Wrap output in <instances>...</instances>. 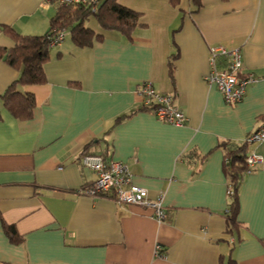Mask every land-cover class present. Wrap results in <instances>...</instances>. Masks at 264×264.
Instances as JSON below:
<instances>
[{
  "label": "crops",
  "instance_id": "obj_1",
  "mask_svg": "<svg viewBox=\"0 0 264 264\" xmlns=\"http://www.w3.org/2000/svg\"><path fill=\"white\" fill-rule=\"evenodd\" d=\"M117 1L139 14L130 37L89 15L102 38L80 48L66 29L45 82L21 87L35 96L30 118L0 103V264H264V137L248 146L260 161L242 177L232 231L222 145L241 143L264 116V0ZM43 3L0 0V26L47 33L59 5ZM13 45L0 28V47ZM211 45L239 49L256 77L236 104L206 80ZM18 74L0 58V94ZM146 81L173 94L185 124L143 109L136 87ZM85 152L125 163L133 184L161 196L163 220L81 193L95 178Z\"/></svg>",
  "mask_w": 264,
  "mask_h": 264
},
{
  "label": "trees",
  "instance_id": "obj_2",
  "mask_svg": "<svg viewBox=\"0 0 264 264\" xmlns=\"http://www.w3.org/2000/svg\"><path fill=\"white\" fill-rule=\"evenodd\" d=\"M196 8L200 0H192ZM94 15L99 26L104 30H115L130 37L132 30L138 24L139 14L117 0H104L96 12H90L86 6L59 5L56 14L50 19L49 31L42 35H22L9 26H0L14 41L11 48L0 47V58L7 64L18 69L17 78L0 94V103L17 119H28L32 116L36 101L33 93L22 91L25 85L42 84L45 82L43 64L49 58V42L47 35H53L59 29H68L73 43L80 47H90L94 41L102 38L85 24L89 15ZM172 77V65L169 63ZM144 109V108H143ZM146 110V109H144ZM264 122V116L260 123ZM224 147V171L228 179L227 230L232 231L237 226L236 212L238 208V188L245 173L252 171L245 163L248 154V144L222 143ZM3 229L13 242L20 240L14 227L3 222Z\"/></svg>",
  "mask_w": 264,
  "mask_h": 264
},
{
  "label": "built area",
  "instance_id": "obj_3",
  "mask_svg": "<svg viewBox=\"0 0 264 264\" xmlns=\"http://www.w3.org/2000/svg\"><path fill=\"white\" fill-rule=\"evenodd\" d=\"M56 2L62 6H86L90 12H96L103 0H44L45 5ZM66 29H59L53 35H47L49 47L62 43ZM209 73L206 76L208 83L215 85L227 104H236L242 100L247 87L256 80L253 73H244V65L239 49H227L221 45L208 47ZM136 92L141 99L144 109L151 112L164 123L183 125L187 121L186 115L174 103L171 93H163L155 89L150 81L139 83ZM264 137V122L250 132L245 141L248 146L261 141ZM259 157L252 151L248 152L245 163L254 169L259 163ZM80 162L82 166L94 173L95 178L81 193L91 197H111L117 203L129 205H143L149 207L152 216L161 221L165 217V208L161 196L150 199L145 188L131 182V174L125 163L120 161H107L102 155L85 152ZM156 246L155 253H158Z\"/></svg>",
  "mask_w": 264,
  "mask_h": 264
},
{
  "label": "rangeland",
  "instance_id": "obj_4",
  "mask_svg": "<svg viewBox=\"0 0 264 264\" xmlns=\"http://www.w3.org/2000/svg\"><path fill=\"white\" fill-rule=\"evenodd\" d=\"M91 15H92V14H91ZM91 15H90V16H91Z\"/></svg>",
  "mask_w": 264,
  "mask_h": 264
}]
</instances>
